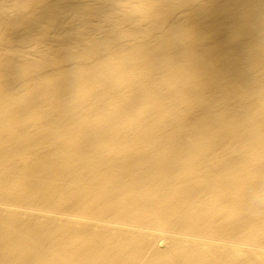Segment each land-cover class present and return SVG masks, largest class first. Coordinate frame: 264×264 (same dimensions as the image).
<instances>
[{
	"label": "bare ground",
	"instance_id": "6f19581e",
	"mask_svg": "<svg viewBox=\"0 0 264 264\" xmlns=\"http://www.w3.org/2000/svg\"><path fill=\"white\" fill-rule=\"evenodd\" d=\"M0 264H264V0H0Z\"/></svg>",
	"mask_w": 264,
	"mask_h": 264
}]
</instances>
